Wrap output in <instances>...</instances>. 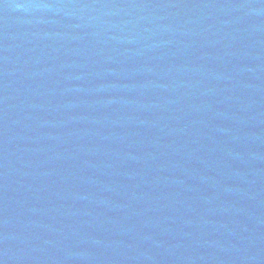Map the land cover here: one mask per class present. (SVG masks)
Instances as JSON below:
<instances>
[{
	"label": "water",
	"instance_id": "water-1",
	"mask_svg": "<svg viewBox=\"0 0 264 264\" xmlns=\"http://www.w3.org/2000/svg\"><path fill=\"white\" fill-rule=\"evenodd\" d=\"M0 264H264V0H0Z\"/></svg>",
	"mask_w": 264,
	"mask_h": 264
}]
</instances>
